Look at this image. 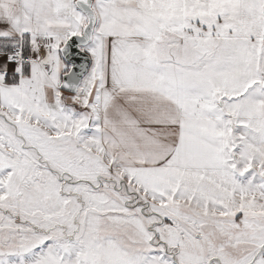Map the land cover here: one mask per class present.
I'll return each instance as SVG.
<instances>
[{
	"label": "snow or ice",
	"instance_id": "snow-or-ice-1",
	"mask_svg": "<svg viewBox=\"0 0 264 264\" xmlns=\"http://www.w3.org/2000/svg\"><path fill=\"white\" fill-rule=\"evenodd\" d=\"M0 264H264V0H0Z\"/></svg>",
	"mask_w": 264,
	"mask_h": 264
}]
</instances>
